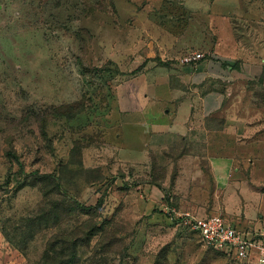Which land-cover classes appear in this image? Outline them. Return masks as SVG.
<instances>
[{
    "label": "rangeland",
    "instance_id": "374dc122",
    "mask_svg": "<svg viewBox=\"0 0 264 264\" xmlns=\"http://www.w3.org/2000/svg\"><path fill=\"white\" fill-rule=\"evenodd\" d=\"M189 1L0 0V264H44L49 246L73 244L81 264H248L178 220L222 215L177 194L180 152L126 161L148 140L138 125L122 127L118 91L127 102V81L147 65L165 73L195 66L182 63L192 52L207 59L196 48L159 56L170 45L152 31L171 24L177 34ZM249 88L263 108L264 74Z\"/></svg>",
    "mask_w": 264,
    "mask_h": 264
},
{
    "label": "crops",
    "instance_id": "0c3cea01",
    "mask_svg": "<svg viewBox=\"0 0 264 264\" xmlns=\"http://www.w3.org/2000/svg\"><path fill=\"white\" fill-rule=\"evenodd\" d=\"M185 5L190 17L177 34L171 24L152 31L167 35L162 46L170 45L160 47L159 56L177 57L196 48L207 59L165 73L147 65L143 75L127 81L132 88L127 102L118 91L122 127L138 125L148 140L138 158L127 155L126 161L153 164L176 149L180 155L171 161L179 169L175 183L190 185L177 186L182 200L219 210L246 230L264 231V106L249 88V81L264 72V0ZM233 87L241 89L238 96ZM161 104L174 110L156 117Z\"/></svg>",
    "mask_w": 264,
    "mask_h": 264
},
{
    "label": "built area",
    "instance_id": "2783aa9c",
    "mask_svg": "<svg viewBox=\"0 0 264 264\" xmlns=\"http://www.w3.org/2000/svg\"><path fill=\"white\" fill-rule=\"evenodd\" d=\"M204 55L192 52L182 63H198ZM178 220L197 234L204 246L238 262L264 264V231L241 230L223 215L200 218L186 213Z\"/></svg>",
    "mask_w": 264,
    "mask_h": 264
},
{
    "label": "trees",
    "instance_id": "16d2710c",
    "mask_svg": "<svg viewBox=\"0 0 264 264\" xmlns=\"http://www.w3.org/2000/svg\"><path fill=\"white\" fill-rule=\"evenodd\" d=\"M137 73V72H136ZM135 73V74H136ZM264 74V72H263ZM262 74V76H263ZM264 192V188H263ZM80 245H71V247H62L59 252H55V248L51 245L48 247L46 251V256L44 257V264H81L80 257L78 254V248ZM218 255L224 256L223 254L217 253ZM58 255L53 263L49 262L51 259V255Z\"/></svg>",
    "mask_w": 264,
    "mask_h": 264
}]
</instances>
